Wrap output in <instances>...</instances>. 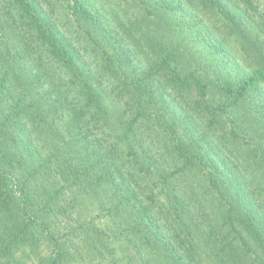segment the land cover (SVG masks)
Segmentation results:
<instances>
[{
  "label": "trees",
  "instance_id": "trees-1",
  "mask_svg": "<svg viewBox=\"0 0 264 264\" xmlns=\"http://www.w3.org/2000/svg\"><path fill=\"white\" fill-rule=\"evenodd\" d=\"M59 1L0 0V264H264V1Z\"/></svg>",
  "mask_w": 264,
  "mask_h": 264
},
{
  "label": "rangeland",
  "instance_id": "rangeland-1",
  "mask_svg": "<svg viewBox=\"0 0 264 264\" xmlns=\"http://www.w3.org/2000/svg\"><path fill=\"white\" fill-rule=\"evenodd\" d=\"M117 0H97L98 2V7H101L104 9L105 13L108 11V10H112L113 6H114V2H116ZM264 0H262L263 2ZM59 6H61L63 8V2L60 0L59 1ZM124 6H126V4L124 2L121 1L120 5H119V8L121 10V8H124ZM118 8V9H119ZM59 14L61 13V10L57 9ZM120 13V11H119ZM63 16V13L61 14ZM30 264V263H28Z\"/></svg>",
  "mask_w": 264,
  "mask_h": 264
}]
</instances>
